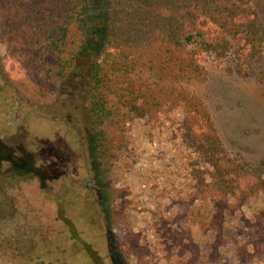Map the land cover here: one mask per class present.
I'll use <instances>...</instances> for the list:
<instances>
[{"label":"rangeland","instance_id":"374dc122","mask_svg":"<svg viewBox=\"0 0 264 264\" xmlns=\"http://www.w3.org/2000/svg\"><path fill=\"white\" fill-rule=\"evenodd\" d=\"M254 7L264 31V2ZM207 61L198 91L224 151L264 174V49L249 61L233 53L221 64L214 55ZM51 88L8 61L0 43V264H235L250 234L246 221L264 210L263 192L241 202L222 233L212 231L215 206L197 173L209 167L187 148L179 125L134 119L126 147L99 166L87 75Z\"/></svg>","mask_w":264,"mask_h":264},{"label":"trees","instance_id":"16d2710c","mask_svg":"<svg viewBox=\"0 0 264 264\" xmlns=\"http://www.w3.org/2000/svg\"><path fill=\"white\" fill-rule=\"evenodd\" d=\"M93 1L0 0L8 61L51 90L69 75H87L88 130L99 166L126 147V125L134 119L179 125L187 148L209 167L197 172L200 192L215 206L208 226L222 233L241 202L264 193V174L224 151L198 89L208 81L209 55L221 64L229 53L240 61L262 53L254 0H102L101 7ZM254 219L246 221L250 234L235 264L264 260V210ZM182 238L179 232L178 246ZM215 240L217 251L222 236Z\"/></svg>","mask_w":264,"mask_h":264}]
</instances>
